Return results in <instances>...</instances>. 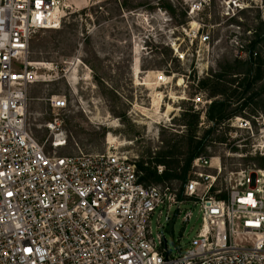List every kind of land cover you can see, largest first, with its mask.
<instances>
[{
	"label": "built area",
	"instance_id": "built-area-1",
	"mask_svg": "<svg viewBox=\"0 0 264 264\" xmlns=\"http://www.w3.org/2000/svg\"><path fill=\"white\" fill-rule=\"evenodd\" d=\"M70 10L66 0H0V264H264V188L251 187L245 171L229 172L228 182L236 178L219 187L218 157L192 159L184 181L146 185L116 147L58 155L64 142L52 141L45 151L27 120L38 78L28 45ZM177 220L193 236L169 243Z\"/></svg>",
	"mask_w": 264,
	"mask_h": 264
},
{
	"label": "rangeland",
	"instance_id": "rangeland-1",
	"mask_svg": "<svg viewBox=\"0 0 264 264\" xmlns=\"http://www.w3.org/2000/svg\"><path fill=\"white\" fill-rule=\"evenodd\" d=\"M66 3L73 12L67 11L60 27L34 33L28 45L38 78L28 89L27 120L48 154L51 142L58 141L64 142L58 155L116 147L138 164L174 147L183 159L188 136L201 137L209 126L211 101L228 98V111L237 114L211 135L223 136L224 143L214 141L200 155L221 161L222 189L236 178L228 182L227 174L239 171L250 176L251 187L264 188L262 97L254 99L255 110H241L236 95L228 97L240 79L235 73L245 70L248 44L264 22V0ZM190 7L195 11L188 16ZM204 34L209 41L200 43ZM212 76L232 82L225 83V95L209 96L200 88L201 82L215 83ZM51 97L65 98L66 107L52 108ZM191 114L197 116L195 127ZM49 123L57 124L49 130ZM183 227L177 220L172 232H165L169 243L180 240L182 232L193 236Z\"/></svg>",
	"mask_w": 264,
	"mask_h": 264
},
{
	"label": "trees",
	"instance_id": "trees-1",
	"mask_svg": "<svg viewBox=\"0 0 264 264\" xmlns=\"http://www.w3.org/2000/svg\"><path fill=\"white\" fill-rule=\"evenodd\" d=\"M261 49L258 51V49ZM247 58L243 62L245 70L243 72H237L240 77L237 87L230 90V96L236 95V101L241 110L244 107L251 106L254 110L257 107V103L254 101L256 97H262L259 99L261 107L264 108V22L262 21L260 27H257L254 33V38L249 42L248 49L246 50ZM213 77V76H212ZM216 82L210 85L207 82H201L200 88H205L209 92V96L225 95L227 88L225 83L232 84V82L224 81L220 76H214ZM231 100L215 99L211 101L206 110V121L209 126L203 132L201 137H197L193 133L188 136L187 150L185 157L180 159L176 155L174 147L161 151L155 155L154 158L149 161H141L137 164L138 169L142 172V181L144 184H158L163 182H170L173 180L184 181L189 171V166L197 156H200L205 151L208 144L214 141L224 143L223 136L211 137L216 131L226 125L233 116H236L235 111H228ZM191 125L195 122L194 114H191ZM196 122L194 124V127ZM233 150H236L233 148ZM163 165L164 169L159 174L157 172V166Z\"/></svg>",
	"mask_w": 264,
	"mask_h": 264
},
{
	"label": "bare ground",
	"instance_id": "bare-ground-1",
	"mask_svg": "<svg viewBox=\"0 0 264 264\" xmlns=\"http://www.w3.org/2000/svg\"><path fill=\"white\" fill-rule=\"evenodd\" d=\"M29 64L34 68V66L29 62ZM63 142H57L56 145H62ZM257 172V171H256ZM262 176H264V174H262Z\"/></svg>",
	"mask_w": 264,
	"mask_h": 264
}]
</instances>
